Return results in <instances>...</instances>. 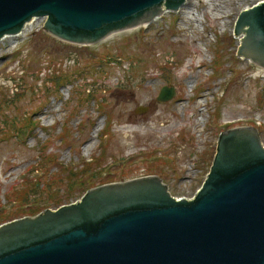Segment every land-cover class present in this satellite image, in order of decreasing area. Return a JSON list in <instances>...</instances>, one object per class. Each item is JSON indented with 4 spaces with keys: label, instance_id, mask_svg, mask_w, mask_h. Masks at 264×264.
<instances>
[{
    "label": "rangeland",
    "instance_id": "rangeland-1",
    "mask_svg": "<svg viewBox=\"0 0 264 264\" xmlns=\"http://www.w3.org/2000/svg\"><path fill=\"white\" fill-rule=\"evenodd\" d=\"M260 1L187 0L147 26L88 45L54 36L40 17L26 37L0 41V101L10 100L0 107V209L20 207L17 194L33 182V199L54 193L63 204L80 198L77 179L151 174L189 199L220 133L252 126L264 144V68L237 56L233 36L239 13ZM48 67L62 77L49 96ZM164 85L176 92L166 102L157 99ZM26 112L37 126L19 138L4 120Z\"/></svg>",
    "mask_w": 264,
    "mask_h": 264
},
{
    "label": "water",
    "instance_id": "water-1",
    "mask_svg": "<svg viewBox=\"0 0 264 264\" xmlns=\"http://www.w3.org/2000/svg\"><path fill=\"white\" fill-rule=\"evenodd\" d=\"M185 2L0 0V39L46 17L54 36L91 44ZM234 31L237 56L264 68V0L239 13ZM175 94L163 86L157 99ZM0 264H264V144L257 129L219 135L193 198L174 197L161 177L149 175L94 187L74 202L0 224Z\"/></svg>",
    "mask_w": 264,
    "mask_h": 264
},
{
    "label": "trees",
    "instance_id": "trees-1",
    "mask_svg": "<svg viewBox=\"0 0 264 264\" xmlns=\"http://www.w3.org/2000/svg\"><path fill=\"white\" fill-rule=\"evenodd\" d=\"M41 72H42L41 70L38 71V74H40ZM44 75H45L44 77H49L48 81H51L53 84V87H50V88L46 87L47 88L46 90L48 91L47 96H49L50 94L58 92L59 88L61 86L60 85V79H62V77L57 75V73H55L53 71V69H51L50 67L45 68ZM44 77H39V75H38L37 79H41V80H43L42 82H44ZM44 85H45V83H44ZM18 90H19V87L15 91L18 94L15 98H13L12 102L17 100L24 91V89H21L20 91H18ZM4 98H6V97H4ZM9 101L10 100L0 101V107L4 106ZM5 106H7V105H5ZM34 115H35V112L22 113V115H20V116H14L13 118H10L9 120H4V123L7 124L10 127V129L12 130V132L15 135H17V137L20 138L24 134L28 133L27 129L32 130L37 126L35 119H34ZM28 116H29V118H28ZM20 121H23V122L20 123ZM103 135H107L106 131L104 132ZM64 169H65V171L71 172V169H67V168H64ZM85 171H86V169L83 170V172H85ZM121 175H123V174H121ZM81 180L82 179H77L74 182V186L77 184V186H75V188H77V187L83 188V190H82L83 193L91 187L101 185L104 183H108V182H112V181H108V182H104V183H100V182L97 183V181L96 182L95 181L88 182L89 180H85V179H83L82 181ZM53 181H56V180L54 179ZM71 183L73 184V181H71ZM35 184H36V182H33L31 185H27L26 188H22L19 191L20 194H17V197L19 199L17 201L22 203V205L20 207L14 208V210H7V211H4L3 208L0 209V223L7 221V220H10V219H13V218H16V217H20V216L35 215V214L39 213L40 211L44 210L45 208L49 207L51 204L58 206L62 203L63 197L62 198L58 197L57 194H54V193H50L51 197H49V196L45 197L44 196V197L33 199L32 196L35 194L34 191L36 190V186H37ZM31 187H33L34 189L30 190ZM71 189H72V187H71ZM82 192H81V194H83ZM69 195H70V192L68 193V196Z\"/></svg>",
    "mask_w": 264,
    "mask_h": 264
},
{
    "label": "bare ground",
    "instance_id": "bare-ground-1",
    "mask_svg": "<svg viewBox=\"0 0 264 264\" xmlns=\"http://www.w3.org/2000/svg\"><path fill=\"white\" fill-rule=\"evenodd\" d=\"M166 12H163V14H165ZM37 18H33V19H31L30 21H28L25 25H24V27H23V29L21 30V32H19V33H17V34H7V35H4L1 39H0V41H2V40H5V39H7V38H9V39H14V38H16V37H18V36H23V37H26V35L29 33V32H31L32 30H36L37 29V25L36 26H34V22H35V20H36ZM157 19H159V18H157ZM156 19V20H157ZM15 41H13L12 42V45H15ZM99 129L98 128H96V130H95V132H97Z\"/></svg>",
    "mask_w": 264,
    "mask_h": 264
}]
</instances>
